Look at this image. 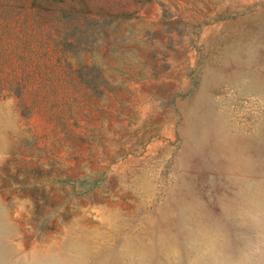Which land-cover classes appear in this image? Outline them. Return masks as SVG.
Here are the masks:
<instances>
[{"label":"rangeland","instance_id":"1","mask_svg":"<svg viewBox=\"0 0 264 264\" xmlns=\"http://www.w3.org/2000/svg\"><path fill=\"white\" fill-rule=\"evenodd\" d=\"M0 16V264H264V0Z\"/></svg>","mask_w":264,"mask_h":264},{"label":"trees","instance_id":"2","mask_svg":"<svg viewBox=\"0 0 264 264\" xmlns=\"http://www.w3.org/2000/svg\"><path fill=\"white\" fill-rule=\"evenodd\" d=\"M0 18H1V16H0ZM0 89L3 90L2 87H0Z\"/></svg>","mask_w":264,"mask_h":264}]
</instances>
